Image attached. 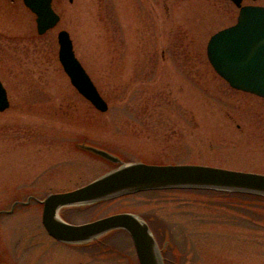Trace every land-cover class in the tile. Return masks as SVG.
I'll return each instance as SVG.
<instances>
[{"label":"rangeland","instance_id":"1","mask_svg":"<svg viewBox=\"0 0 264 264\" xmlns=\"http://www.w3.org/2000/svg\"><path fill=\"white\" fill-rule=\"evenodd\" d=\"M53 6L60 20L39 35L21 1L0 0V79L9 98L0 111V209L36 197L0 214V263L138 264L119 229L97 242L54 240L37 198L115 167L77 147L82 140L125 162L264 174V98L230 87L206 56L209 37L235 22L238 7L230 0H53ZM60 29L69 32L106 111L70 83L58 60ZM253 197L149 190L60 214L80 223L134 212L164 247V264H264V200Z\"/></svg>","mask_w":264,"mask_h":264},{"label":"water","instance_id":"2","mask_svg":"<svg viewBox=\"0 0 264 264\" xmlns=\"http://www.w3.org/2000/svg\"><path fill=\"white\" fill-rule=\"evenodd\" d=\"M35 14L36 31L45 33L54 27L59 14L52 0H22ZM239 12L235 23L219 29L208 39L206 55L213 69L230 86L264 97V5L245 4L231 0ZM58 60L70 83L96 109L106 111L108 104L77 58L70 34L57 32ZM9 106L6 88L0 80V111ZM77 147L102 157L117 166L72 189L49 192L42 199L41 223L47 234L63 243H81L102 234L123 229L130 236L139 264H164L159 247L148 223L138 214L121 211L91 221L71 223L60 215L63 207L81 206L110 200L126 194L157 189H211L240 192L264 197V174L201 163H147L123 161L104 148L78 142ZM25 200H14L10 213ZM4 264V263H0Z\"/></svg>","mask_w":264,"mask_h":264},{"label":"trees","instance_id":"3","mask_svg":"<svg viewBox=\"0 0 264 264\" xmlns=\"http://www.w3.org/2000/svg\"><path fill=\"white\" fill-rule=\"evenodd\" d=\"M221 196H222V195H221ZM255 197L257 198V197H259V196H254L253 199H255ZM258 199H259V198H258Z\"/></svg>","mask_w":264,"mask_h":264},{"label":"flooded vegetation","instance_id":"4","mask_svg":"<svg viewBox=\"0 0 264 264\" xmlns=\"http://www.w3.org/2000/svg\"><path fill=\"white\" fill-rule=\"evenodd\" d=\"M19 1H21V0H19Z\"/></svg>","mask_w":264,"mask_h":264}]
</instances>
